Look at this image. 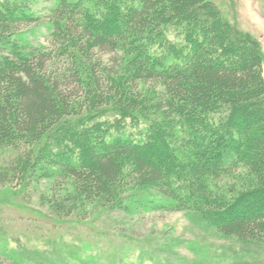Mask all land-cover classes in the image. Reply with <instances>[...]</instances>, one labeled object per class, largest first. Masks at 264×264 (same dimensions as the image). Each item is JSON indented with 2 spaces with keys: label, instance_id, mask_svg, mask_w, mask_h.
Wrapping results in <instances>:
<instances>
[{
  "label": "trees",
  "instance_id": "obj_1",
  "mask_svg": "<svg viewBox=\"0 0 264 264\" xmlns=\"http://www.w3.org/2000/svg\"><path fill=\"white\" fill-rule=\"evenodd\" d=\"M26 9L0 0V147L14 151L0 188L62 176L74 207L189 210L216 235L264 243L252 35L214 0H59L44 21ZM56 190L51 210L75 212Z\"/></svg>",
  "mask_w": 264,
  "mask_h": 264
},
{
  "label": "rangeland",
  "instance_id": "obj_2",
  "mask_svg": "<svg viewBox=\"0 0 264 264\" xmlns=\"http://www.w3.org/2000/svg\"><path fill=\"white\" fill-rule=\"evenodd\" d=\"M16 1L43 21L59 2ZM214 1L231 23L259 42L264 56V0ZM35 32L43 40L49 31L42 24ZM12 157L11 148L0 147V165ZM70 180L46 177L21 192L0 188V264H264V243L216 235L189 210L140 207L129 212L98 202L74 207ZM59 186L75 212L61 216L51 210L45 198Z\"/></svg>",
  "mask_w": 264,
  "mask_h": 264
}]
</instances>
